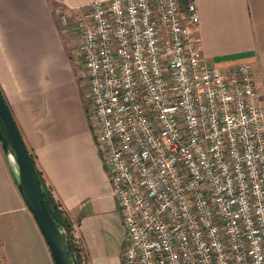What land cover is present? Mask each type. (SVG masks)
I'll return each mask as SVG.
<instances>
[{
    "label": "built area",
    "instance_id": "obj_1",
    "mask_svg": "<svg viewBox=\"0 0 264 264\" xmlns=\"http://www.w3.org/2000/svg\"><path fill=\"white\" fill-rule=\"evenodd\" d=\"M89 7L76 14L77 54L125 228L123 264H264L253 64L206 62L196 0Z\"/></svg>",
    "mask_w": 264,
    "mask_h": 264
},
{
    "label": "crops",
    "instance_id": "obj_2",
    "mask_svg": "<svg viewBox=\"0 0 264 264\" xmlns=\"http://www.w3.org/2000/svg\"><path fill=\"white\" fill-rule=\"evenodd\" d=\"M58 1L77 8L90 0ZM196 3L206 62L252 63L264 97V0ZM51 5V0H0V89L48 187L70 214L88 264H123L125 228L90 125L87 88L83 93L71 43ZM6 160L0 145L10 187L9 198L0 199L1 262L56 264Z\"/></svg>",
    "mask_w": 264,
    "mask_h": 264
},
{
    "label": "water",
    "instance_id": "obj_3",
    "mask_svg": "<svg viewBox=\"0 0 264 264\" xmlns=\"http://www.w3.org/2000/svg\"><path fill=\"white\" fill-rule=\"evenodd\" d=\"M0 116L6 128L5 131L0 125V145L9 160L15 163L13 170L20 194L32 211L56 264H79L67 236L51 214L41 176L1 89Z\"/></svg>",
    "mask_w": 264,
    "mask_h": 264
},
{
    "label": "rangeland",
    "instance_id": "obj_4",
    "mask_svg": "<svg viewBox=\"0 0 264 264\" xmlns=\"http://www.w3.org/2000/svg\"><path fill=\"white\" fill-rule=\"evenodd\" d=\"M92 0H90L89 2H87L85 5H81L77 8H67L66 6H64L62 3H60L58 0H51L52 3V10L54 11V15L56 18V21L59 25V27L63 30V32L65 33V36L69 39L70 43H71V47L72 50L70 51L71 53V57L73 59V63H74V68L75 71L80 79V83L82 85V90L83 93H85V90L87 88V84L85 82V78L82 75V70H83V65H82V61L80 59V57L77 54V48L79 45V39H78V34H77V30H76V14L78 11L80 10H87L89 9V3ZM63 14H66V22L63 23L61 21V16ZM67 33V34H66ZM260 79H257V82H259ZM260 84V83H259ZM7 158V164L8 167L11 170V173L14 175V169H16L15 163L10 161L9 158L6 156ZM12 163V164H11ZM9 182L7 180V178L5 177V175L2 172L1 166H0V199H8L9 198ZM19 220V219H18ZM0 223H1V219H0ZM4 222H2L3 224ZM6 227V226H3ZM7 253L6 258H8V255L10 256V254H8V251H6ZM0 264H3L1 262V252H0Z\"/></svg>",
    "mask_w": 264,
    "mask_h": 264
},
{
    "label": "trees",
    "instance_id": "obj_5",
    "mask_svg": "<svg viewBox=\"0 0 264 264\" xmlns=\"http://www.w3.org/2000/svg\"><path fill=\"white\" fill-rule=\"evenodd\" d=\"M0 125L3 127V129L6 131L4 122L2 120V117L0 116ZM31 157L36 164L35 155L33 152H31ZM37 166V164H36ZM37 169L39 171V174L41 176V179L43 181V189H44V196L46 197L47 201L49 202V207L52 216L57 221L58 225L63 229L65 235L67 236L70 246L76 255L79 264H88V255L86 252V249L82 243V241L77 238L74 234V224L70 217V214L68 211L63 207L62 203L56 199L54 196L52 190L50 187H48L46 180L43 176L42 171L37 166Z\"/></svg>",
    "mask_w": 264,
    "mask_h": 264
}]
</instances>
